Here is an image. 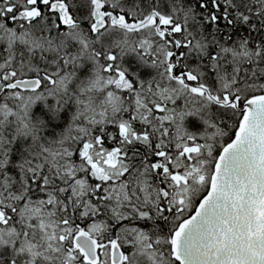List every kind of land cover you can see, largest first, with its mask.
<instances>
[{"label":"snow or ice","instance_id":"6c2138e0","mask_svg":"<svg viewBox=\"0 0 264 264\" xmlns=\"http://www.w3.org/2000/svg\"><path fill=\"white\" fill-rule=\"evenodd\" d=\"M0 264H264V0H0Z\"/></svg>","mask_w":264,"mask_h":264}]
</instances>
